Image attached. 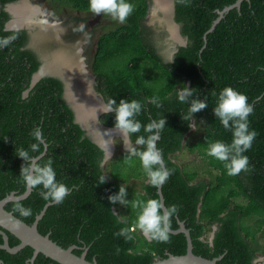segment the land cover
Masks as SVG:
<instances>
[{"label":"trees","instance_id":"obj_1","mask_svg":"<svg viewBox=\"0 0 264 264\" xmlns=\"http://www.w3.org/2000/svg\"><path fill=\"white\" fill-rule=\"evenodd\" d=\"M14 1L0 0V38L16 36L7 47L0 48V199L13 191L22 194L26 190L19 177L24 161L16 156V149L41 155L30 148L36 143L31 132L39 127L47 144L46 150L41 145L39 163L51 159L56 181L70 189L62 203L46 208L38 222L42 234H50L65 248L76 245V254L88 248L86 258L100 264H149L169 253L185 254L187 240L182 232H170L167 243L149 241L138 229L131 232V241L114 236L123 227L134 229L137 210L119 202L113 205L108 196L118 194L124 185L129 201L160 200L158 188L148 185L137 157L132 158L131 165L124 163L126 151L105 164L104 148L76 121L75 111L65 99L62 79L47 75L31 84L41 61L37 52L27 47V29L5 28L11 18L5 5ZM52 1L78 12L89 11L88 0ZM152 1L128 0L134 12L123 24L99 36L91 62L97 90L106 102L139 101L142 111L136 119L142 125L165 119L156 145L172 170L162 185L164 203L166 207L178 206L171 228L185 222L193 252L207 258L222 255L219 264H263L256 262L258 250L254 244L264 229V0H243L239 8L224 15L206 39L217 10L236 0H189L187 6L173 0L174 19L186 43L177 46L172 62L166 61L158 36L146 25ZM80 22L86 20L71 23L73 31ZM81 35L74 31L69 38L74 41ZM183 86L194 91L191 99L208 104L193 114L192 120H183L189 104L177 98ZM226 87L247 96L254 109L248 117L249 130L257 133L250 150L244 153L249 170L235 176H229L222 162L206 154L209 143L232 141V133L213 113L217 96ZM154 96L159 97L162 107L151 103ZM100 120L114 127L115 114L102 113ZM190 124L200 132L195 142L186 140L194 131ZM139 135H146L143 128L132 135L133 144ZM183 151L194 154L200 164L179 161ZM102 176L105 182L100 184ZM41 190L32 189L25 199L7 203L6 209L32 224L49 203L39 195ZM17 204L31 209L32 214L21 216L14 211ZM215 226L210 240L209 233ZM6 232L10 246L20 242ZM33 252L30 246L16 253L0 248V264H60L42 253L32 261Z\"/></svg>","mask_w":264,"mask_h":264},{"label":"clouds","instance_id":"obj_2","mask_svg":"<svg viewBox=\"0 0 264 264\" xmlns=\"http://www.w3.org/2000/svg\"><path fill=\"white\" fill-rule=\"evenodd\" d=\"M180 2L187 6L189 0H180ZM88 7L94 16H108L113 21L121 24L134 12V5L129 3L128 0H88ZM29 23H34L44 31H47L49 27L56 26L50 24L46 18L29 21ZM74 31L84 33L85 42L91 37V33L85 32L84 24L79 25ZM15 39V35L0 38V48L7 47ZM89 92L91 93L92 90L89 89ZM193 95L194 91L187 86H183L177 91L178 100L181 103L189 104L188 115L183 117L184 121L192 120L193 114L208 107L206 100L191 99ZM213 95L216 94L213 93ZM151 103L157 108L162 107L159 97L154 96L151 99ZM141 111L142 104L137 100L128 101L121 99L118 104L115 99H109L107 102L101 100L98 106L93 108V119L99 123L97 113L105 115L109 113L115 114L114 128L103 134L98 131L102 137L101 146L104 148L106 158L110 159V146L115 145L112 143L114 139L111 137L114 133H119L127 153L124 163L131 165L132 158L137 157L147 178L148 185L160 188L172 175V170L165 165L161 150L156 147L166 121L162 118L151 120L146 125H142L136 119V116ZM253 111V106L248 103L247 96L231 87L224 88L217 96L213 113L219 119L223 128L232 133V141L231 143L223 141L209 143L206 154L222 162L229 176H235L242 171L249 170V160L244 153L250 150L257 135L254 130H249L248 117ZM190 127L194 129L195 125L190 124ZM142 128L146 135L137 136L133 144L132 135L139 133ZM31 135L36 141L30 146L31 151L41 152V155L33 156L28 150L23 148L16 149V156L24 161V164L21 165L19 177L29 190L38 187L42 188L39 195L43 200L53 204H60L69 194L70 189L63 183L56 181V173L52 167L53 161L51 159H48L44 164L39 163L43 156L41 145H44L45 150L47 148L42 130L36 127L32 130ZM105 137H108V139H105ZM104 182L105 176H102L100 184ZM126 196L127 190L124 185L120 186L118 194L108 196L109 202L113 205L119 202L123 206L130 205L132 209L137 210L134 229L130 230L128 227H123L114 233V236L123 237L125 241H131L133 239L131 232L138 229L145 239L149 241L167 243L171 231V218L178 212V206L173 204L166 207L158 199L129 201ZM14 211L19 212L23 217H28L32 214L31 209L24 208L20 204L16 205ZM117 252H119V249H117Z\"/></svg>","mask_w":264,"mask_h":264},{"label":"rangeland","instance_id":"obj_3","mask_svg":"<svg viewBox=\"0 0 264 264\" xmlns=\"http://www.w3.org/2000/svg\"><path fill=\"white\" fill-rule=\"evenodd\" d=\"M153 1L155 9L148 16L146 25L154 31L153 33L155 36H158L157 40L160 41L162 45V52L165 57L170 58L174 49L172 39L180 37L178 26L172 17L173 0ZM19 10L20 13L26 15L31 13L33 15V21L46 18L49 20L50 24L56 25L55 27H49L47 31H44L34 23L30 24V27L35 29L33 32L36 35L34 37L35 47L44 57L46 69H49L50 63L55 60L61 62L65 61V64L55 62V67H52L51 69L52 71L61 72L63 70L62 66L68 64L67 62L69 61L67 68L65 66V68L71 72L70 75L68 73L69 77L67 78V83L72 84L74 87V89H72V99L70 100L87 116V118H89V124L96 125L97 129L99 128V131L104 133L105 129L101 128L99 123L93 120L91 115L93 112H90V110L93 111L92 107L98 106L102 100L96 89L95 76L91 71L90 65L99 36L102 33L117 28L121 23L113 21L108 16H94L90 11L78 12L71 7L60 5L52 0H24L21 5H19ZM80 20H86V23L80 22V25L84 24L86 29L85 32L91 33V37L87 42L84 40V33H82L83 35H81L80 38L72 41L69 38L70 33L65 32L71 23ZM73 57L76 62L72 59ZM46 69L44 70L49 71ZM58 72L53 73L58 74ZM89 89L92 90L91 93L89 92ZM98 114L99 113H97V116ZM193 130L194 131L189 133L186 137V140H188V138L191 139L190 142H195L200 136V132L196 133L195 127ZM112 139H114L112 143L115 145L110 146L111 157L110 159H106L105 164L126 151L119 133H117ZM180 154L179 161L181 160L183 163L188 164H200V160L197 159L194 154L187 151H183ZM127 168L130 169L129 167ZM132 181L137 182L138 180L133 179ZM211 234L212 233L210 232V237ZM254 246L258 250L257 253L259 259L264 263V229L257 234Z\"/></svg>","mask_w":264,"mask_h":264},{"label":"water","instance_id":"obj_4","mask_svg":"<svg viewBox=\"0 0 264 264\" xmlns=\"http://www.w3.org/2000/svg\"><path fill=\"white\" fill-rule=\"evenodd\" d=\"M243 0H236L235 3L228 5L224 7L221 10H217L218 16L213 21L211 27L207 30L204 38L206 39L207 34L214 30L216 25L219 23V21L224 17V15L230 11L232 8L240 7L241 2ZM12 6V4H10ZM14 5V4H13ZM173 5V4H172ZM173 12V9H172ZM177 24V23H176ZM25 21L21 20V23L16 24L15 20H11L8 24V28H16V27H23L25 26ZM27 26H30V23L28 21ZM179 27V25L177 24ZM186 41H184L182 44H185ZM45 68H40L34 75L32 79V85H34L44 74ZM48 70V69H46ZM49 72V71H48ZM54 71L50 70L49 73H53ZM54 74V73H53ZM58 75L61 76V73H58ZM94 75V74H93ZM95 76V75H94ZM67 87V86H66ZM70 87V84L68 85ZM71 88V87H70ZM67 100H70L69 97ZM71 101V100H70ZM77 108V107H76ZM76 110V109H75ZM76 121L81 124V126L85 129H88V120L87 116L82 113L80 109L77 108L75 113ZM101 128H104L102 124H99ZM114 127H105V132L108 130L113 129ZM92 139L101 146V139L100 137L94 135ZM105 139H108V137H105ZM102 147V146H101ZM107 158H105L106 160ZM32 190H29L26 188V190L22 194H16L14 191L5 196L4 198L0 199V233L3 236V243L0 244V248L6 249L10 253H16L23 249L26 246H30L33 248V257L31 260L33 261L35 257L42 253L45 256L57 261L60 264H100L97 260H88L86 258L88 248H86L81 254H76L74 250L78 248L76 245H71L68 247H63L60 244H58L56 241L51 239L50 234H42L38 230V222L45 214L46 208L48 205L52 203H47L46 206L42 209V211L36 216L35 221L32 224H28L24 220H22L20 217L16 216L13 211L6 209V204L11 201H18L25 199L30 195ZM158 193L160 195V201L164 203V196L162 193V186L158 188ZM166 206V205H165ZM216 229V226L214 227L210 240L214 237V230ZM6 231H9L13 235H15L20 242L15 246L9 245V236ZM171 233H179L182 232L186 236L187 240V251L185 254L175 255L172 253H169L167 257L165 258H156L152 263L149 264H219L218 261L222 258L221 256L214 257V258H207L201 255H197L193 252V243H192V237L190 234V229L186 227L184 221H179V227L177 229L171 228ZM1 261V260H0ZM2 262V261H1ZM256 262H261L259 257L256 259ZM262 263V262H261ZM264 264V263H263Z\"/></svg>","mask_w":264,"mask_h":264},{"label":"flooded vegetation","instance_id":"obj_5","mask_svg":"<svg viewBox=\"0 0 264 264\" xmlns=\"http://www.w3.org/2000/svg\"><path fill=\"white\" fill-rule=\"evenodd\" d=\"M22 1H24V0H17V1H14V2H10V3H6V5H5V10L7 11V12H9L10 13V15H11V18L6 22V24H5V28L7 29V30H20V29H27L28 30V33H29V41H28V43H27V47L28 48H30V49H32V50H34V51H36L37 52V54H38V56H39V59H40V61H41V66H40V68H45V64H44V61H45V59H44V57L42 56V54L36 49V47H35V44H34V37L36 36L33 32H34V30L35 29H32V27H30V26H27V23L28 22H26L25 21V23H26V25L25 26H23V27H16V28H8V24H9V22L11 21V20H16V21H18L19 19H21V18H25V17H27L28 15H26V14H23V13H20V12H18V11H16V10H14V8H16V9H19V4L21 5V3H22ZM152 1V0H151ZM153 3H154V1H152V4H151V7H150V10H149V14H148V16L152 13V11L155 9V7H154V5H153ZM10 4H12V6L10 5ZM14 4V5H13ZM173 12H172V17H173V19H174V3H173ZM13 11V12H12ZM15 13V14H14ZM147 16V17H148ZM175 20V19H174ZM71 25L72 24H70V26H69V28L65 31L66 33H72V32H74L73 30H72V28H71ZM178 31H179V33H180V37L179 38H176V39H172V44L174 45V49H173V52L171 53V57L170 58H166V61H170V60H172V57H173V54H174V52L177 50V46H179V45H181L184 41H186L185 40V38L182 36V34H181V32H180V28L178 27ZM40 36V35H39ZM39 40V39H38ZM72 59H74V57L72 58ZM55 60V59H54ZM64 61V60H63ZM60 63V64H65V61L64 62H61V61H59V60H55V61H53L52 63H50V65H49V72H50V70L52 69V67H55V65H56V63ZM74 62H76V60L74 59ZM92 62V61H91ZM68 64H66V65H63L62 67H63V70L61 71V72H58V71H54V72H58V73H61V76L60 75H58L57 73L56 74H53V73H49L48 71H44V74L41 76V77H43V76H47V75H52V76H57V77H59L60 79H62L63 80V82H64V85H65V92H64V95H65V99H66V101L68 102V104L74 109V111H75V113H76V110H77V108H76V105H74V103L73 102H71L70 100H67V98L69 97V99H72V94H73V90L72 89H74V87L72 86V84H70V87H68V80H67V78L69 77V75H70V71H68L66 68H67V65H69V61L67 62ZM73 65V64H72ZM65 66H66V68H65ZM91 66V65H90ZM46 69V68H45ZM91 71H92V69H91ZM68 73H69V75H68ZM95 81H96V79H95ZM67 86V87H66ZM96 89H97V87H96ZM98 91V90H97ZM100 94V93H99ZM100 97L102 98V100L104 101V102H106L105 101V99H104V97L100 94ZM92 108H94V107H92ZM76 109V110H75ZM90 112H93L92 110H90ZM101 114L102 113H99L98 114V120H99V124H102L103 126H104V128L105 127H108V126H105L102 122H101V120H100V116H101ZM92 115V117H93V114H91ZM94 120V119H93ZM88 123V122H87ZM88 129H85L84 128V130L86 131V133L92 138L94 135H96V136H98V137H100V138H102L101 137V134L99 133V132H101V131H99V128L97 129V126L96 125H94V124H89L88 123ZM99 131V132H98ZM103 134V133H102Z\"/></svg>","mask_w":264,"mask_h":264},{"label":"bare ground","instance_id":"obj_6","mask_svg":"<svg viewBox=\"0 0 264 264\" xmlns=\"http://www.w3.org/2000/svg\"><path fill=\"white\" fill-rule=\"evenodd\" d=\"M19 5H20V4H19ZM23 5H24V4H23ZM24 6H25V5H24ZM30 8H31V7H30ZM14 10H16V11H18V12L20 11L19 9H16V8H14ZM32 10H33V9H32ZM22 11H23V10H22ZM12 12H13V11H12ZM14 14H15V13H14ZM36 16H37V14H36ZM36 16H35V17H36ZM37 17H38V16H37ZM32 19H33V15L30 13L27 17H25V18H21V19H19L18 21H16V20H15V21H16V24H19V23H21V20H22V21L24 20V21L28 22V21H33ZM93 102H94V101H93ZM100 102H101V101H100ZM101 130H102V129H101ZM116 134H117V133H114L113 136H112L111 138H113Z\"/></svg>","mask_w":264,"mask_h":264}]
</instances>
